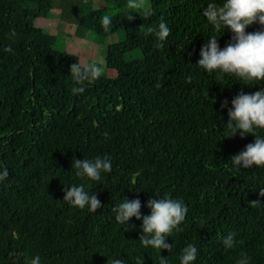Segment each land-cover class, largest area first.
Returning a JSON list of instances; mask_svg holds the SVG:
<instances>
[{"label":"trees","instance_id":"trees-1","mask_svg":"<svg viewBox=\"0 0 264 264\" xmlns=\"http://www.w3.org/2000/svg\"><path fill=\"white\" fill-rule=\"evenodd\" d=\"M101 2L0 0V165L9 172L0 182V264H26L37 253L42 264H107V256L136 264L138 255L143 264H158L159 250L138 240L142 221L133 216L120 224L113 205L139 196L147 214L144 202L164 194L188 206L167 237L172 249L160 250L171 264H179L190 241L199 246L193 264H234L242 252L249 264H264V204L249 202L264 187V165L234 167L230 156L254 135L225 136L224 125L232 96L260 85L196 65L201 44L223 31L202 15L206 0H144L153 9L147 18L128 9L127 0ZM54 5L80 37L123 29L124 38L105 47L113 76L101 74L83 92L72 91L70 65L80 61L45 30ZM127 11L138 14L129 20ZM105 14L112 16L108 29ZM162 18L171 31L158 43L145 28ZM230 36L225 29L220 46ZM136 47L141 56L126 59ZM96 155H108L111 171L99 180L76 176L73 157ZM72 183L96 191L102 205L92 211L63 200ZM228 231L236 234L231 249L221 240Z\"/></svg>","mask_w":264,"mask_h":264},{"label":"clouds","instance_id":"clouds-1","mask_svg":"<svg viewBox=\"0 0 264 264\" xmlns=\"http://www.w3.org/2000/svg\"><path fill=\"white\" fill-rule=\"evenodd\" d=\"M127 8L142 9L139 15L145 18L153 13L152 7L144 0H127ZM132 13L137 12L127 11V19H133ZM202 15L214 28L229 30L231 36L223 46H220L218 40L223 31L218 36H209L199 48L196 65L208 72L220 70L234 74L245 85L250 84L249 87L253 84L260 85L250 92L244 91L243 88L239 89L230 100L231 106L227 107L228 118L224 125L227 126L229 134L225 136L236 133L241 137L247 133L254 135L252 141L230 156L232 165L238 169L264 165V134L258 132L264 129V86L259 83L264 81V0H206ZM101 23L105 29L110 28L112 16L103 15ZM253 23L259 26L248 30V26ZM145 30L154 33L158 38V43L163 42L171 31L167 21L163 18L155 26L147 25ZM7 47L11 50V45ZM104 70L103 64L96 60L72 63L70 73L73 81L77 82L72 91L83 92L85 83L97 79ZM156 86L159 87V82ZM228 103V98H225L221 107H226ZM103 134L108 135L107 131ZM71 168L75 170V175L78 177L99 180L102 172L111 171L112 160L108 155H96L82 159L73 157ZM8 175L7 166L0 165V182L4 181ZM261 195H264V187H260L257 198L249 200L250 204L254 206L264 204L259 198ZM63 200L80 208L87 206L92 211L102 205L97 192L90 191L84 183H72L65 186ZM141 203L139 196L120 198L119 202L113 205L114 218L124 225H127L126 221L130 217L140 219L142 222L139 226L141 231L138 240L144 246L159 250L158 264H171L169 257L161 255L160 250L172 249L173 243L169 242L167 237L184 221L188 206L183 198L171 194L149 197L144 202L145 206L150 209L147 214L140 211ZM235 235V232L228 231L221 236L225 249L235 246ZM198 252L199 246L196 242L186 243L178 256L179 264H193ZM135 260L136 264H143V255L136 256ZM249 261L248 253L242 252L234 260V264H249ZM106 262L107 264H129L128 260L122 256H107ZM26 264H42L40 254L28 257Z\"/></svg>","mask_w":264,"mask_h":264},{"label":"rangeland","instance_id":"rangeland-1","mask_svg":"<svg viewBox=\"0 0 264 264\" xmlns=\"http://www.w3.org/2000/svg\"><path fill=\"white\" fill-rule=\"evenodd\" d=\"M95 6H99L101 0H92ZM58 7L54 5L46 20L45 30L54 34V45L58 48H65L68 52L78 56L80 63L96 60L103 64L105 76H113L111 68L104 64L105 47L108 42L121 40L124 38L123 29H118L116 33L108 36H101L93 31L87 32L86 36L80 37L74 33L75 24L62 21L58 16ZM139 48L126 51L124 57L132 59L140 57Z\"/></svg>","mask_w":264,"mask_h":264},{"label":"bare ground","instance_id":"bare-ground-1","mask_svg":"<svg viewBox=\"0 0 264 264\" xmlns=\"http://www.w3.org/2000/svg\"><path fill=\"white\" fill-rule=\"evenodd\" d=\"M197 58V57H196ZM244 87V86H243ZM60 249V248H59Z\"/></svg>","mask_w":264,"mask_h":264}]
</instances>
